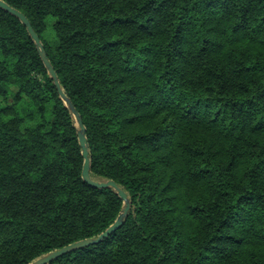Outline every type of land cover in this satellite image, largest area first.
Listing matches in <instances>:
<instances>
[{
  "label": "trees",
  "instance_id": "obj_1",
  "mask_svg": "<svg viewBox=\"0 0 264 264\" xmlns=\"http://www.w3.org/2000/svg\"><path fill=\"white\" fill-rule=\"evenodd\" d=\"M79 113L122 225L46 264H264V0H2ZM78 126L0 7V264L121 212L82 177Z\"/></svg>",
  "mask_w": 264,
  "mask_h": 264
},
{
  "label": "water",
  "instance_id": "obj_2",
  "mask_svg": "<svg viewBox=\"0 0 264 264\" xmlns=\"http://www.w3.org/2000/svg\"><path fill=\"white\" fill-rule=\"evenodd\" d=\"M0 7L2 9L12 13L13 15L17 16L23 22V24L25 25L27 31L29 32L30 36L32 37V39H33V41H34V43L38 49L39 55H40L42 61L44 62L45 66L48 70V73H49L51 79L53 80V83L56 86V89L58 91L59 96L70 108V112H71V114H72L73 118L75 119L77 126H78V130H77L78 140H79L80 146L82 148L83 164H82L81 173H82L83 180L86 183H88L89 185L94 186V187H110V188H112L123 201V206H122L121 212L118 214L116 220L107 229H105L102 233H100L98 236L86 238V239H81V240L75 241L73 243H70L68 245H65L59 249L49 251V252L43 254L42 256L38 257L37 259L33 260L32 262L28 263V264H46L50 260H52V259H54V258H56V257H58L64 253L76 250V249L83 247V246L98 243L103 238L107 237L110 233L114 232L116 229H118L122 225L124 218L126 217L127 211L129 209L130 203H129V199H128L126 193L116 184L115 181H113V180L94 181V180L90 179L89 174H88V170H89L88 146L86 143V137H85V133H84L85 128H84V125L82 123V120H81L79 113L75 110V108L72 106V103L70 102L68 97L63 92V90L59 84L56 72L54 71L50 61L48 60V57H47L46 52L44 50V47H43L38 35L33 30L29 20L26 18V16L22 12L11 7L10 5H8L6 2H4L2 0H0Z\"/></svg>",
  "mask_w": 264,
  "mask_h": 264
}]
</instances>
